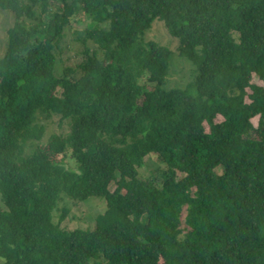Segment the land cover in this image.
Returning a JSON list of instances; mask_svg holds the SVG:
<instances>
[{
    "label": "trees",
    "instance_id": "trees-1",
    "mask_svg": "<svg viewBox=\"0 0 264 264\" xmlns=\"http://www.w3.org/2000/svg\"><path fill=\"white\" fill-rule=\"evenodd\" d=\"M0 8L13 15L0 57L2 264H264V85L251 82L264 84V0ZM75 19L92 45L58 70ZM155 20L195 68L184 88L167 87L172 50L146 39ZM39 115L68 132L43 140ZM152 155L155 179L139 173ZM89 197L105 205L95 225L64 229Z\"/></svg>",
    "mask_w": 264,
    "mask_h": 264
},
{
    "label": "rangeland",
    "instance_id": "rangeland-1",
    "mask_svg": "<svg viewBox=\"0 0 264 264\" xmlns=\"http://www.w3.org/2000/svg\"><path fill=\"white\" fill-rule=\"evenodd\" d=\"M88 21L89 20L86 22ZM12 25L13 15L9 11L0 8V57L3 56L6 47L7 29ZM84 28L85 19H75L71 20L69 25L64 30V37L59 43L60 47L56 54V67L58 70L63 69V66L65 65H75L82 57L80 52L84 46L92 45L90 41H88L85 45L81 39L82 37L80 36V33L84 30ZM146 39L155 40L163 45H166L173 52L171 59L172 65L170 67V75L167 83L168 88H184L188 82L193 80L195 75L194 66L187 59V57L185 58L179 56L177 53L179 52L177 50L178 40L174 37H171L167 33L161 21L155 20L153 22L152 27L146 33ZM251 82L258 85H264L255 76H253ZM247 91L250 92L249 89H247ZM246 101L248 102L249 99L246 98ZM39 117L40 118L38 119L37 123H41L45 128V136L43 140H45L46 137L52 133L65 134L68 132L67 130L69 126L67 121H61L60 118L56 116L47 120L43 119L41 115H39ZM221 120L222 117L217 115L215 121L220 122ZM257 121L258 116L251 119V122L255 126L257 125ZM207 129L208 127L205 124V130ZM62 160L68 168H76V164L71 158L69 151L62 158ZM163 167L164 164L156 156L152 155L145 160L144 165L139 169V173L143 177H151L155 179L160 177ZM104 210L105 205L100 198L89 197L84 202H77L70 206V211L62 222V226L67 230L93 227L96 222L97 214L103 213ZM0 264H2L1 260Z\"/></svg>",
    "mask_w": 264,
    "mask_h": 264
}]
</instances>
